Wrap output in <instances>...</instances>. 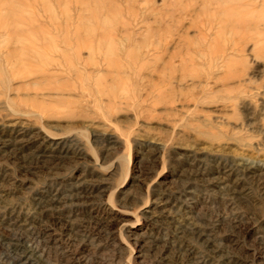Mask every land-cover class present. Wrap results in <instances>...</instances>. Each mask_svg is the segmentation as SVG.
Instances as JSON below:
<instances>
[{
  "label": "rangeland",
  "instance_id": "374dc122",
  "mask_svg": "<svg viewBox=\"0 0 264 264\" xmlns=\"http://www.w3.org/2000/svg\"><path fill=\"white\" fill-rule=\"evenodd\" d=\"M24 251L264 264V0H0V264Z\"/></svg>",
  "mask_w": 264,
  "mask_h": 264
},
{
  "label": "bare ground",
  "instance_id": "6f19581e",
  "mask_svg": "<svg viewBox=\"0 0 264 264\" xmlns=\"http://www.w3.org/2000/svg\"><path fill=\"white\" fill-rule=\"evenodd\" d=\"M218 20V19H217ZM2 35V34H1ZM14 246H17V248L19 247V245L18 244H14ZM17 251H18V249H17ZM23 255H25L26 257H27V259H26V262H19V264H29V260L30 259H32L33 260V264H36L37 263V261L34 259V257H35V255H34V253L33 252H31V253H29V251H24L23 252ZM36 258V257H35ZM36 261V262H35Z\"/></svg>",
  "mask_w": 264,
  "mask_h": 264
}]
</instances>
